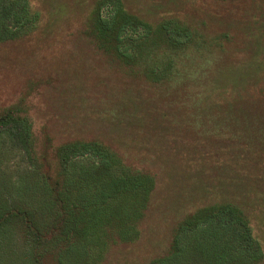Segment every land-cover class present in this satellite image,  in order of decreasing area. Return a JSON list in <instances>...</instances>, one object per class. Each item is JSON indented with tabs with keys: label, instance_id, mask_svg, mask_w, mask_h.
Segmentation results:
<instances>
[{
	"label": "trees",
	"instance_id": "obj_1",
	"mask_svg": "<svg viewBox=\"0 0 264 264\" xmlns=\"http://www.w3.org/2000/svg\"><path fill=\"white\" fill-rule=\"evenodd\" d=\"M90 1L92 12L77 42L81 52L88 47L109 79L117 80L108 85L117 90V102L133 114L139 87L159 89L166 97L161 103L167 111L155 120L156 107L143 95L140 106L153 117L147 120L145 112L132 126L143 123L150 136L177 133L175 124L182 123L193 131L196 138L189 143L198 145L180 147L187 154L180 157L187 160L190 179L185 180L192 179L191 185L213 162L228 170L199 194L198 203L162 215L161 245L150 249L143 264H264L252 222L257 202L248 200L253 194L264 200V53L263 69L251 82L247 66L235 65L233 72L232 66L215 67L228 34L215 30L196 7L152 20L126 0ZM206 1L222 8L235 0ZM40 17L29 0H0V43L30 38ZM209 58L213 64L204 65L214 67L193 76V66ZM98 74L89 75L87 87L94 88ZM189 83L196 99L175 98L173 110L174 94ZM237 112L244 114L240 127L234 123ZM68 122L54 124L60 135L48 129L38 155L29 115L19 104L0 109V149L28 158L16 182L7 176L0 183V264H105L113 248L139 243L148 219L156 217L159 173L133 162L138 148L155 149L133 143L128 154L119 143L98 136L71 137L65 135ZM224 130L227 139H216ZM221 155L227 161H220Z\"/></svg>",
	"mask_w": 264,
	"mask_h": 264
},
{
	"label": "rangeland",
	"instance_id": "obj_2",
	"mask_svg": "<svg viewBox=\"0 0 264 264\" xmlns=\"http://www.w3.org/2000/svg\"><path fill=\"white\" fill-rule=\"evenodd\" d=\"M29 1L32 8L41 15L37 30L25 40L9 44L0 43V109L19 104L29 115L38 155L43 151L48 129L55 131L54 124L60 125L64 120H68L71 125L67 126L65 135L71 137L98 136L113 144L119 143L118 145L128 154L133 143L135 147L142 145L155 149L154 152V150L138 148L133 154L134 161L128 158L137 165L151 166L159 173L157 204L154 207L157 211L156 217L153 220L148 219L144 227L145 234L139 243L134 246L122 245L113 248L105 263L143 264L150 249L161 245L162 235L158 234L163 230L165 218L162 215H177L182 207L198 203L199 194L208 188L211 182L218 183L221 175L228 170L221 171V164L213 162L207 167L210 170H203L202 177L197 174L193 178L197 182L191 185L192 179L191 182L185 180L190 177H185L187 160L180 157L183 154L180 147L183 149L184 145L196 138L193 131L182 123L180 126L175 124L177 133L168 135L163 131L160 135L150 136V133L144 129L143 123L132 126L136 117L145 112L147 120L153 117L144 106H140L139 101L145 97L153 103L152 106L156 107L155 120H162L163 112L167 109L162 105L161 99L166 97L159 89L139 87L132 100L138 111L133 114L128 110L126 103L117 102L115 99L117 90L108 87L116 79H109L99 60L88 47L84 46L81 52L77 42L76 36L92 12L93 6L90 0ZM126 1L133 10L147 15L152 20L169 12L183 14L189 8H197L199 14L209 19V23L215 26V30L228 34L223 40L226 51L215 67L232 66L233 72L235 65L242 68L247 66L245 68H249L248 77L252 79L251 82H257V72L263 69L261 55L264 53V0H235L222 8L206 3V0ZM210 59L194 65L192 75L213 68L214 66L204 65L208 61L213 64L214 61ZM95 73H99L100 76L94 81V88H89L86 86L87 78ZM105 89L107 92L104 93ZM175 98L186 103L196 99L194 93L190 92V83L182 92L174 94L173 110H175L174 102L177 100ZM252 109L255 112L259 111L257 104ZM242 117H244L243 113L235 114L234 123L237 127L242 125ZM166 118L169 119V116ZM239 131L240 129L234 130L235 133ZM55 132L57 135L61 134L59 130ZM228 132L222 131L216 139H227L230 135ZM188 145L191 150L198 143L193 141ZM53 150L54 148H51L50 160L54 165ZM183 155L187 157V154ZM224 157L221 155L220 161H227V157ZM26 166H28V158L22 152L11 150L5 153L0 149V183L7 176L13 183L16 182L19 173ZM11 197L18 199L13 194ZM248 200L257 202L253 205L255 209H253L252 222L255 234L264 247V200L254 194L250 195Z\"/></svg>",
	"mask_w": 264,
	"mask_h": 264
}]
</instances>
